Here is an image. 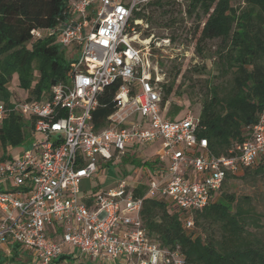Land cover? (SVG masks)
<instances>
[{
    "label": "built area",
    "instance_id": "2783aa9c",
    "mask_svg": "<svg viewBox=\"0 0 264 264\" xmlns=\"http://www.w3.org/2000/svg\"><path fill=\"white\" fill-rule=\"evenodd\" d=\"M150 1L79 0L57 27L31 32L34 38L58 33L59 44L78 51L80 58L71 64L67 82L56 84L49 98L11 109L35 117L33 134L42 137L21 158L0 164V244L15 242L30 249L29 264H53L64 253L74 255L66 246L101 264H186L180 249H162L149 239L141 220L143 198L135 196V188L146 184V196L165 198L187 215L185 226L193 230L194 212L214 200L229 175L264 160V113L251 138L221 157L212 155L207 140L198 137L199 116L167 115L168 103L162 107L164 74L151 71V43L136 42L144 21L131 23ZM118 80L123 84L114 110L96 130L93 114L101 107L99 97ZM8 111L0 104V122ZM156 143L159 164L152 169L158 182L148 178L130 187L121 181L119 190L91 196L90 203L84 200L82 183L92 179L101 162Z\"/></svg>",
    "mask_w": 264,
    "mask_h": 264
},
{
    "label": "trees",
    "instance_id": "16d2710c",
    "mask_svg": "<svg viewBox=\"0 0 264 264\" xmlns=\"http://www.w3.org/2000/svg\"><path fill=\"white\" fill-rule=\"evenodd\" d=\"M76 1L79 0H0V104L4 103L9 109L0 122V164L13 159L10 150L25 143L37 122L35 117L28 118L11 109L19 102L49 98L56 84L67 82V72L73 63L72 60L67 62V50L59 44L58 33L34 38L31 32L57 27L69 18L68 7ZM184 1V18L195 20L192 34L195 53L204 61L211 60L216 71L201 86L205 91L201 99L198 137L207 140L212 155L228 156L231 150L251 138L252 128L264 113V0ZM177 2L151 0L135 13L131 23L138 19L153 24L154 11L147 13L146 10L154 8L159 12L163 28H177L185 20L174 17L170 11L174 5H180ZM97 5L90 7L89 17ZM165 39L171 43L177 40L174 35ZM212 43L216 44L215 49H212ZM165 67L160 65L166 76ZM207 69L204 65L196 67L195 72L211 74ZM181 73L178 69L174 75L170 74L172 79L161 82L163 108L171 98L181 97L176 85ZM13 75H18L24 98H17L9 88ZM122 84L118 80L100 95L101 107L93 114L96 130H101L106 118L112 114L113 101ZM181 110L171 103L167 115L178 119L183 115ZM132 157L133 162L144 170L159 164L156 157L142 161ZM106 163L111 165L112 161ZM250 170L254 175H264V160L243 169L241 175H229L220 192L228 181L240 176L244 178ZM147 190L146 184H141L134 194L143 198L141 220L147 236L162 249H180L186 264H264V239L250 236L247 231L250 225L261 228L259 219L244 206L249 202L247 197L223 192L207 207L194 212L195 228L188 230L185 213L163 197L146 196ZM90 199L84 197L88 203ZM217 226L222 233L221 239L216 233ZM6 246L7 250L0 249V264H29L32 261L30 249L15 242ZM53 264L96 263L64 253Z\"/></svg>",
    "mask_w": 264,
    "mask_h": 264
},
{
    "label": "rangeland",
    "instance_id": "374dc122",
    "mask_svg": "<svg viewBox=\"0 0 264 264\" xmlns=\"http://www.w3.org/2000/svg\"><path fill=\"white\" fill-rule=\"evenodd\" d=\"M177 1V4L180 3V5H174L171 7L170 11L173 13L174 17L184 18L185 1ZM181 10L182 12H180ZM146 11L147 13L154 11V22L151 24L144 21L143 24L139 25V28L136 30V36H138L136 42L141 44L140 42L142 41H150V39H152L149 42L151 43V53L149 55L151 71L155 74L160 72L162 73L160 65L164 64L166 66L163 68L166 74V76H163L164 81L172 79L173 76L171 77L170 74L174 75L178 69H181L182 71L176 84L179 86V91L182 93L181 97L171 98L170 103L167 104V111H169L170 104L172 103L182 108L180 114L183 115L179 116L178 119L183 118L184 115L189 112H191L193 116H199L201 111V99L205 91V88L203 89L201 86L203 81L208 77H211L214 73L216 74V71H214L212 67L211 60L204 61L195 53V43L192 36L195 27V20L189 19L185 16V20L180 22L177 28L167 29L163 28V22L159 19V12L156 9L149 8ZM171 35H174L177 39L174 43H171L169 39H165ZM156 42L160 43V47H156ZM169 42L170 44H168ZM215 45V43L211 44L212 49H215ZM79 58L80 53L78 51L74 52L71 49L66 51L67 62L70 60L75 62L79 60ZM204 65H207V70L211 74H196L195 68H201ZM9 88L14 91L17 98H24V91L19 86L18 75H13L11 81L9 82ZM1 104L4 105V103ZM6 115L7 113L4 115V118ZM39 141H42V137H38L32 133L28 136L22 146L12 148L9 155L14 159H19L29 146ZM159 151L160 143L153 145H140L136 149L135 154L126 153L118 159L113 160L111 165L101 162L98 165L97 172L92 176V179L86 180L82 183V196L91 197L111 189L119 190V184L121 181H125L130 187H134L137 182L146 183L148 178L158 182L157 173L154 172L152 168H149L146 171L143 167L137 166L133 162L132 156L137 157V161H142L144 159L155 157ZM238 175H241V173ZM241 177L242 176L238 179L228 181L223 192L233 194L236 197H247L249 199V202L244 204V206L249 208L255 216L254 218L259 219L261 228H255L253 225H250L248 226L247 231L250 236L253 234L264 239V175H254V171L250 170L246 177ZM222 193L220 192L216 196H219ZM216 233L221 239L222 233L218 226L216 228ZM2 248L6 249L7 246L5 245L0 247V249ZM72 250L74 255L79 256L81 259L86 261V259L81 255L80 250ZM95 263L101 264L100 261H95Z\"/></svg>",
    "mask_w": 264,
    "mask_h": 264
},
{
    "label": "crops",
    "instance_id": "0c3cea01",
    "mask_svg": "<svg viewBox=\"0 0 264 264\" xmlns=\"http://www.w3.org/2000/svg\"><path fill=\"white\" fill-rule=\"evenodd\" d=\"M71 250H72L71 247H68V246L65 247V251H66V252H70ZM72 252H73V250H72Z\"/></svg>",
    "mask_w": 264,
    "mask_h": 264
},
{
    "label": "bare ground",
    "instance_id": "6f19581e",
    "mask_svg": "<svg viewBox=\"0 0 264 264\" xmlns=\"http://www.w3.org/2000/svg\"><path fill=\"white\" fill-rule=\"evenodd\" d=\"M139 42H140V41H139ZM149 42H150V41L147 40V41H144L143 43H144V44H148ZM140 43H141V42H140Z\"/></svg>",
    "mask_w": 264,
    "mask_h": 264
},
{
    "label": "water",
    "instance_id": "95a60500",
    "mask_svg": "<svg viewBox=\"0 0 264 264\" xmlns=\"http://www.w3.org/2000/svg\"><path fill=\"white\" fill-rule=\"evenodd\" d=\"M59 136V135H58Z\"/></svg>",
    "mask_w": 264,
    "mask_h": 264
}]
</instances>
